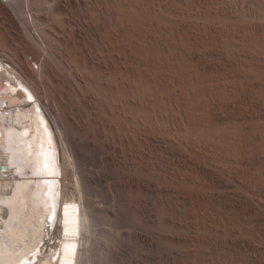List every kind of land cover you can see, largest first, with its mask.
I'll list each match as a JSON object with an SVG mask.
<instances>
[{
    "label": "rangeland",
    "instance_id": "1",
    "mask_svg": "<svg viewBox=\"0 0 264 264\" xmlns=\"http://www.w3.org/2000/svg\"><path fill=\"white\" fill-rule=\"evenodd\" d=\"M30 1L0 0V56L35 100L51 83L82 264H264V0H114L94 19L87 0Z\"/></svg>",
    "mask_w": 264,
    "mask_h": 264
},
{
    "label": "bare ground",
    "instance_id": "2",
    "mask_svg": "<svg viewBox=\"0 0 264 264\" xmlns=\"http://www.w3.org/2000/svg\"><path fill=\"white\" fill-rule=\"evenodd\" d=\"M87 1L88 2L86 5V8L88 10L93 11L94 6L98 7L95 13H93V17H92L93 19H94V16L95 17L100 16L98 12L99 10L100 12L108 11L111 15L114 14L113 9H115L116 7L115 6L113 8V5H115V3L113 4L114 0H87ZM23 2L26 6L31 5L30 0H23ZM80 13L82 12L80 11ZM81 15L86 16L85 14H81ZM79 18L81 19V17ZM87 21L85 20V22ZM73 29L75 28L73 27ZM28 31L29 30H27V32ZM32 37L33 36H31V38ZM2 45H4V43ZM7 47H9V45ZM12 47L10 49H12ZM13 49H16V47ZM15 51H16V55L20 53V51L17 53L18 50H14L12 51L11 54L15 53ZM42 55L45 56L44 53ZM11 56H12V59L13 57L15 59L14 55H11ZM20 56L21 55H19L18 57V61L21 64L19 62L16 64L18 65L20 64L22 67L24 66L23 65L24 61ZM2 57L0 56V79L2 80L4 79L5 83L0 85V264H82L83 255L81 256V253L83 252H81V240L83 242V238H82L83 229L82 228L85 222V214H83L84 210H82V204H81V201L83 200H80L78 198V195L80 196V192L82 191H79V188H78L79 180L77 178L78 175L76 176V166L74 165V160H72L73 158L68 157L70 153H68L69 155H67L66 152H64V155L67 156V158L69 159L65 158V161L64 162L62 161V154H61L62 152L60 151L59 145L55 138V131L52 128L50 121H48V116L46 114L45 109L47 107L46 103L47 102L49 103V101H51L50 100V90H51L50 84L51 83L48 81V79L45 76L43 77L42 74L39 76L40 78H38V80L44 86L46 97H45V100L42 101L41 99L42 97L40 98V95H38L37 97L39 98L35 100L34 93L37 94L38 92L36 91V88H34L28 76L26 75L27 77H24L25 76L23 75L24 73L15 69L14 65L12 66L7 65L5 60H2L4 57L3 58ZM45 58L46 57H44L43 59ZM35 63L38 64L36 61ZM22 68H21V71H22ZM41 68L43 69V63H41ZM114 74L112 75L111 73L112 76H114ZM19 77L24 79L26 83H28L29 86L28 85L24 86ZM108 78L110 79V83L112 82L115 83L114 80H116V77H113V78L108 77ZM35 79L36 78H34V80ZM117 82L119 81L117 80ZM29 95H31L32 97L31 100L28 99ZM142 107L143 106H141V108ZM127 126H130V127H128V130L124 128L125 131L127 133L128 131L132 133L134 132L135 135L137 134L138 136L137 138L140 139L139 134H141L142 132L139 131L140 130L139 127L141 128L142 125L138 124V126H136L134 124L128 123ZM137 138L136 140H138ZM129 139L131 138L129 137L128 140ZM126 142L128 141L126 140ZM121 144H124V143H121ZM126 145H125V148H126ZM121 146H124V145H121ZM226 169H228V167ZM69 172H71L72 174L73 184H74L73 189L71 191L67 190V185L65 184L66 178ZM223 174H225V172ZM184 180L186 179L184 178Z\"/></svg>",
    "mask_w": 264,
    "mask_h": 264
},
{
    "label": "snow or ice",
    "instance_id": "3",
    "mask_svg": "<svg viewBox=\"0 0 264 264\" xmlns=\"http://www.w3.org/2000/svg\"><path fill=\"white\" fill-rule=\"evenodd\" d=\"M28 99H29V100H31V99H32L31 95H29V96H28ZM73 247H74V246H73Z\"/></svg>",
    "mask_w": 264,
    "mask_h": 264
},
{
    "label": "water",
    "instance_id": "4",
    "mask_svg": "<svg viewBox=\"0 0 264 264\" xmlns=\"http://www.w3.org/2000/svg\"><path fill=\"white\" fill-rule=\"evenodd\" d=\"M48 179V178H47Z\"/></svg>",
    "mask_w": 264,
    "mask_h": 264
}]
</instances>
